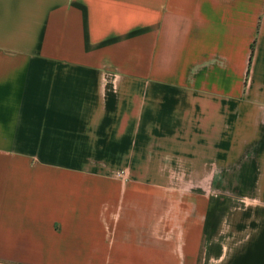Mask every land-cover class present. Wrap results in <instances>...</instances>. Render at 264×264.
Returning a JSON list of instances; mask_svg holds the SVG:
<instances>
[{"label":"crops","instance_id":"0c3cea01","mask_svg":"<svg viewBox=\"0 0 264 264\" xmlns=\"http://www.w3.org/2000/svg\"><path fill=\"white\" fill-rule=\"evenodd\" d=\"M0 264H264V0H0Z\"/></svg>","mask_w":264,"mask_h":264},{"label":"rangeland","instance_id":"374dc122","mask_svg":"<svg viewBox=\"0 0 264 264\" xmlns=\"http://www.w3.org/2000/svg\"><path fill=\"white\" fill-rule=\"evenodd\" d=\"M241 199H242V198H240V197H231V198H230L231 203H232L233 205H239V204H241V203H242Z\"/></svg>","mask_w":264,"mask_h":264}]
</instances>
